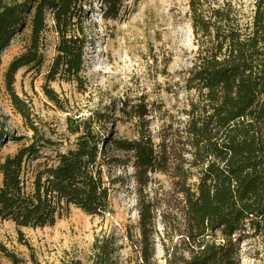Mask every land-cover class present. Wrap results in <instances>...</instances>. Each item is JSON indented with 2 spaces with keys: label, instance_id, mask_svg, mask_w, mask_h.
I'll list each match as a JSON object with an SVG mask.
<instances>
[{
  "label": "trees",
  "instance_id": "1",
  "mask_svg": "<svg viewBox=\"0 0 264 264\" xmlns=\"http://www.w3.org/2000/svg\"><path fill=\"white\" fill-rule=\"evenodd\" d=\"M187 1L197 52L184 81L189 98L181 116L163 124L155 142L151 111L141 101L129 105L138 119L137 139L114 140L97 133L89 119H69L63 142L42 132L14 85L20 71L41 75L52 30L56 56L45 75L46 96L60 108L54 82L83 86L90 0H0V66L14 38L29 31L5 77L12 105L33 133L3 159L10 133L0 115V221L44 229L72 209L105 218L120 181L111 171L129 165L138 224L127 229V238L139 264H161L158 244L162 264H242L241 245L264 236V0ZM246 1L253 2L251 16ZM103 3L106 19L120 13L121 0ZM119 250L114 235L101 233L87 263L60 264H120ZM0 257L23 263L1 238Z\"/></svg>",
  "mask_w": 264,
  "mask_h": 264
},
{
  "label": "rangeland",
  "instance_id": "2",
  "mask_svg": "<svg viewBox=\"0 0 264 264\" xmlns=\"http://www.w3.org/2000/svg\"><path fill=\"white\" fill-rule=\"evenodd\" d=\"M103 2L90 0V6L85 8L83 22L88 44L83 86L79 88L75 82H54L51 88L59 96L60 108L46 96L45 75L56 56L57 43V36L51 30L47 34L48 46L41 75L20 71L15 91L30 103L36 125L42 132L63 142L69 138V119H89L97 133L114 140L137 139L138 119L130 113L129 105L143 101L151 111L150 131L158 142L161 126L177 120L188 103L184 81L197 52L188 17V1L121 0L120 13L111 19H106ZM244 7L251 16L253 2H244ZM53 24L49 20L51 28ZM28 34L26 30L14 38L0 66V115L10 133V140L1 153L3 159L14 155L33 135L12 105L5 77L11 61L24 52ZM116 154L122 159L128 156ZM132 174L129 165L112 169L113 179L120 181L113 186L112 212L105 218L72 209L53 227L44 229L18 228L11 221H0L2 242L23 260L21 264H60L71 260L87 263L96 236L107 233L117 239L120 264H139L127 238V229H134L138 224ZM153 178L167 188L164 177L156 175ZM156 251V259L162 264L164 252L160 244ZM241 262L264 264V236L245 240L241 245ZM0 264L13 262L0 257Z\"/></svg>",
  "mask_w": 264,
  "mask_h": 264
}]
</instances>
